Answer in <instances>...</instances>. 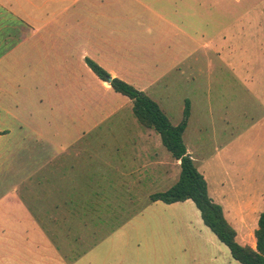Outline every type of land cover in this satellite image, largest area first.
Returning <instances> with one entry per match:
<instances>
[{"label": "rangeland", "instance_id": "1", "mask_svg": "<svg viewBox=\"0 0 264 264\" xmlns=\"http://www.w3.org/2000/svg\"><path fill=\"white\" fill-rule=\"evenodd\" d=\"M263 8L264 0H0L9 15L0 24L38 32L25 59L21 49L20 62L0 63V86L19 102L0 114L9 131L0 138V264H240L192 201L150 200L176 183L179 162L79 55L103 44L96 63L172 125L188 103L182 141L225 210L237 193L245 204L264 196ZM72 35L73 82L71 61L57 58L71 53Z\"/></svg>", "mask_w": 264, "mask_h": 264}, {"label": "trees", "instance_id": "2", "mask_svg": "<svg viewBox=\"0 0 264 264\" xmlns=\"http://www.w3.org/2000/svg\"><path fill=\"white\" fill-rule=\"evenodd\" d=\"M84 61L101 81L106 83L110 80L109 86L114 92L132 101V111L137 122L145 128H152L160 136L163 146L179 161L180 175L176 183L164 192L152 194L150 200L165 204L192 201L203 224L227 247L234 260L240 264H264V210L259 215L257 229L254 231L255 248L240 245L236 241L235 229L224 217L222 207L209 197L206 181L196 169L182 141L189 114L188 103L183 121L179 125H172L158 104L143 91L117 77H111L90 58L85 57ZM3 134L5 132H0V135Z\"/></svg>", "mask_w": 264, "mask_h": 264}, {"label": "crops", "instance_id": "3", "mask_svg": "<svg viewBox=\"0 0 264 264\" xmlns=\"http://www.w3.org/2000/svg\"><path fill=\"white\" fill-rule=\"evenodd\" d=\"M261 13H264V8ZM0 16L2 17H8L9 15L5 13H0ZM30 33V34H29ZM38 32L33 31L32 29L28 30L26 26L21 25H15L11 24L8 19H3L0 24V43L6 44L8 51L4 54L0 55V63L3 59L13 56V58H16L15 60L16 64L17 62H20L18 52H21V49L23 51V59H25V46L28 44V42H31L29 45L32 47L38 45L37 40L35 39ZM38 38V37H36ZM78 39L75 38L72 35L71 38V45H67V50H71V53L67 52L66 56H63V53H58L57 58L60 59L61 65L63 66L65 63L68 65L69 60L71 61V67H70V73L68 72V77L71 78L72 82L78 79L77 72L74 67V49H75V40ZM81 39V38H79ZM77 42V41H76ZM40 45V44H39ZM63 44H59V47H55V51L58 52L62 47ZM88 45L84 48L82 52H80V55H82L83 59L85 57L90 58L93 61H100L105 60V47L103 44L99 43L98 45L94 46ZM113 56H116V51H111ZM18 56V58H17ZM23 62H27V60H23ZM84 69L86 68V64L83 66ZM107 68V67H106ZM87 73H90V70L88 68ZM111 74L112 77H117L118 72L113 69L109 70L108 72ZM118 78V77H117ZM21 81L22 79L19 78ZM25 80V78L23 79ZM1 81V79H0ZM107 88L111 89L109 84L105 83ZM1 85V83H0ZM74 85V84H73ZM18 88V86H17ZM76 98H79V96H75L72 104L74 106V109H78L79 107L76 105ZM18 103L16 100L12 99V95L9 93L7 88L0 86V114H6L9 113V106L18 107ZM72 106V107H73ZM80 106V105H79ZM85 106V104H84ZM86 107V106H85ZM87 108V107H86ZM84 109V108H82ZM5 126V120L0 116V132H5V134L1 135V137H5L7 133H9L8 130L4 129ZM190 155V154H189ZM179 162V161H177ZM24 168L26 170L27 166L24 165ZM200 173V172H199ZM204 177V176H203ZM205 179V178H204ZM206 181V180H205ZM207 184V182H206ZM208 191V186H207ZM239 193H237V199L236 203L233 205H228L225 210H223L224 217L228 221V223L235 229L236 231V237H237V226H243V233H242V243L240 245H249L252 248H255V238H254V231L257 229V221L259 218L260 213L264 210V196L261 194L259 198L250 200L249 202L242 203L240 200V196H238ZM209 195V194H208ZM210 197V196H209ZM211 198V197H210ZM213 200V199H212ZM222 207V206H221ZM251 225L250 227H248ZM237 241V240H236ZM4 257V255H3Z\"/></svg>", "mask_w": 264, "mask_h": 264}, {"label": "water", "instance_id": "4", "mask_svg": "<svg viewBox=\"0 0 264 264\" xmlns=\"http://www.w3.org/2000/svg\"><path fill=\"white\" fill-rule=\"evenodd\" d=\"M109 81H110V80H108L106 83L109 84Z\"/></svg>", "mask_w": 264, "mask_h": 264}]
</instances>
